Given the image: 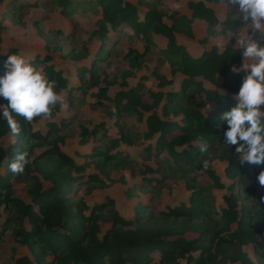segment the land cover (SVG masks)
Instances as JSON below:
<instances>
[{
    "label": "trees",
    "instance_id": "16d2710c",
    "mask_svg": "<svg viewBox=\"0 0 264 264\" xmlns=\"http://www.w3.org/2000/svg\"><path fill=\"white\" fill-rule=\"evenodd\" d=\"M213 1H189L190 17L170 15L171 25L164 21L165 14L159 10L156 0H138L136 4L127 0H35L32 5L14 0L6 7V15L12 12L10 9H19L21 16L29 13L31 8H59L60 14L74 25L76 15L94 16V47L82 43L63 56L73 71L55 69L47 53L42 58L26 59L55 81L59 95L66 92L73 102L79 101L76 91L85 95L91 92L90 97L100 104L106 102L111 108L109 114L117 136H108L105 124L84 131L94 140L98 132L105 130V137L100 139L101 148L78 156L90 159L101 173L109 165L125 164L128 154L120 148L121 145H132L135 132L130 121H144L143 139L149 142L145 149L147 159L154 162L161 159L162 162L157 163L155 169L146 167L143 174L167 171L181 174L190 191L188 200L170 208L162 217L164 223L157 225L141 224L140 215L146 207L138 205L134 219L129 220L120 217L111 202L107 219L111 227L101 237L99 221L105 205L88 207L72 200L78 183L85 185L99 179L87 173L86 165L73 161L56 143L45 153L54 158V165L51 169L41 170L36 165L37 160L30 161L31 148L46 142L45 137L32 128L37 117L25 121L16 116L20 128L18 135H13L0 120V137L12 135L16 140L15 144L0 146V207L4 206L10 214L1 223L2 233L10 231L31 253V258L21 257L17 264H157L156 257L158 264H255L243 248L251 244L256 251L264 252V187L256 179L264 164L238 161L236 146L223 144L222 130L227 125L220 119L223 112L234 106L232 96L246 74L241 68L242 50L232 45L222 48L212 45L193 56L177 42L178 35L194 38L193 20L206 25L205 36L200 41L204 45L221 33L244 27L234 12L220 18L210 5ZM125 31L134 34L126 35L127 38L147 46L143 54L130 50L126 55L133 69H140L137 60L153 52L152 35L166 39L167 46L159 54L170 61L173 74L181 76L179 87L152 92L138 83L113 96L109 94L107 88L117 80L114 78L109 82L106 73L102 78L99 64L106 62L115 51L114 45L120 42ZM262 38L264 43V35ZM49 46L48 51L63 50L59 46ZM14 54L18 55L11 49L0 56V69L5 70L7 57ZM86 62H90V66ZM131 76L133 71L122 72L123 87H127L126 79ZM74 79L78 82L76 85ZM0 103L7 101L0 100ZM207 104L210 109L206 108ZM57 110L59 104L51 115ZM202 144L207 145L203 153L200 151ZM24 145L27 164L23 173L31 182L29 202L11 196L9 191L11 180L18 173H12L8 166L16 154L22 152L20 146ZM213 159L225 163L228 185L222 183L211 168ZM204 161H207V167H204ZM33 167L39 175H30ZM154 181L160 182L157 178ZM196 183L207 187H198ZM211 189L227 192L223 198L224 207H215ZM255 193H260L263 201L258 203V208L252 209L241 199H251ZM87 210L88 216L85 215ZM48 256H53V260H47Z\"/></svg>",
    "mask_w": 264,
    "mask_h": 264
},
{
    "label": "rangeland",
    "instance_id": "374dc122",
    "mask_svg": "<svg viewBox=\"0 0 264 264\" xmlns=\"http://www.w3.org/2000/svg\"><path fill=\"white\" fill-rule=\"evenodd\" d=\"M12 1L14 0L0 2V56L6 55L11 49H15L18 55L23 56L25 59L37 56L42 58L48 54L52 58L50 64L55 69L66 72L69 69L71 71L74 69L69 61L63 58L72 47H80L82 43L94 47V16L82 17L76 15L75 25H77V28H75V25L68 18L60 14V9L55 7L31 8L29 13L22 16L19 9H16V11L10 9L12 12H8L6 15L4 11H8L6 7ZM34 1L18 0L19 3L26 5L28 3L32 5ZM127 1L136 4L138 0ZM189 1L197 0H156L159 10L165 14L163 19L168 25L173 23L169 19L170 15L190 17ZM210 5L222 19L228 13L234 12L228 9L224 0H214ZM205 26L204 22L193 20L191 28L194 38L190 39L185 35L177 36V42L184 45L193 56L200 55L212 45L219 48L232 45L240 49L237 41L239 37L244 38L247 32L245 27L238 31L220 32L221 34L216 39H211L207 45H204L200 41L205 36ZM57 31H60V33H57ZM125 33L120 38V42H116L114 45L115 51L108 56L106 62L99 64L102 78L106 73L109 76V82L114 78L117 80L115 84H111L107 88L109 94L113 96L117 92L133 87L138 83H141L146 90L152 92H165L179 87L181 76L173 74L170 61L159 54V51L167 46L166 39L159 35H152V42L155 45L153 52L137 60V64H141L140 69H133L126 55L130 50H136L143 54L147 46L144 42L134 41V39L126 37V35L134 36L133 32L125 31ZM262 37L263 35L252 37V39L262 43ZM49 45L51 47H62L63 50L62 52H56L53 49L48 51L47 47ZM249 62L251 61H244L245 64ZM85 64L90 66V62ZM39 70L42 71L40 68ZM128 70L133 71V76L126 79L127 87H123L122 72ZM3 74L4 70L0 69V75ZM77 83L74 79L73 84L76 85ZM102 86L105 85L102 84ZM89 93L87 92L85 95L82 94V91H76L75 94H78L79 101L72 102L68 99L69 95L62 92L60 94L59 110L55 111L53 116L37 117V121L32 123V128L39 131L45 137L46 142L42 145L36 144L31 148L30 161L37 160L36 165L41 170L51 169L54 165V158L45 153L51 149L53 143H56L73 161L83 166L86 165V172L92 173L99 181L85 185H82V182L78 183L72 195V200L74 203H84L88 207L105 205L100 215L102 219L99 221L101 237L111 227V223L107 220L110 217L108 206L111 205V202L113 203L111 206H114L118 215L124 219H134L136 207L140 205L141 208L146 207L140 215L142 225L163 224L164 219L162 217L170 208L188 200L190 191L187 188L186 179L181 174L168 171L143 174L146 167L155 169L157 163L162 162L161 159L155 160V162L152 159L150 161L147 159L148 154L145 149L149 142L143 139V133L146 129L144 121H130L133 126L132 131L135 132L132 145H121L120 148L128 154L125 164L120 166L109 165L106 171L101 173L90 159L86 160V158L78 156V154H90L94 148H101L100 139L105 137V130L98 132L97 138L94 140L87 136L84 131H91L95 126L105 124L107 135L117 136L116 129L112 126L113 119L109 114L111 108L106 105V102L100 104L96 98L90 97ZM158 111L160 112L159 109ZM15 141L12 135L0 137V146L7 147L9 144H15ZM25 147V145L20 146L21 151L24 153ZM211 168L220 177L222 183L229 184L224 173L225 163L213 159ZM34 169L35 167H33L30 175H39L37 170ZM155 178L159 179L160 182L154 181ZM148 179L150 180L148 181ZM30 183L29 177L24 173L16 174L9 186L11 196L29 202L28 187ZM201 183L196 184L198 187H207V185ZM225 195H228L225 190L211 189L212 201L217 209L220 206H225L223 199ZM241 201L248 207L256 209L258 203H262L263 200L260 193H255L251 199L242 198ZM89 213L88 210L85 211L86 216ZM8 215H10L8 211L4 209V206H1L0 264H17V260L21 257L28 256L31 258V253L26 245L14 239L10 231L2 233L1 223ZM243 250L255 264H264V252L256 251L251 244L246 245ZM47 260H53V256H48ZM155 260L158 264V257Z\"/></svg>",
    "mask_w": 264,
    "mask_h": 264
},
{
    "label": "clouds",
    "instance_id": "9594fccd",
    "mask_svg": "<svg viewBox=\"0 0 264 264\" xmlns=\"http://www.w3.org/2000/svg\"><path fill=\"white\" fill-rule=\"evenodd\" d=\"M233 10L239 22L247 29L244 38L237 41L242 57L249 63L241 64L246 70L238 90L233 94L234 106L221 114L220 119L227 128L222 130L224 145H235L240 163L264 164V43L252 37L264 35V0H224ZM4 74L0 75V120H3L13 135L20 132L16 116L25 121L36 117H48L60 103L55 81L47 78L36 66L23 56L9 55L4 63ZM233 71L238 69L233 68ZM210 108V105H206ZM207 150L202 144L200 151ZM27 154L19 152L9 164V170L22 174L27 164ZM207 167V161H204ZM264 187V169L257 177Z\"/></svg>",
    "mask_w": 264,
    "mask_h": 264
}]
</instances>
